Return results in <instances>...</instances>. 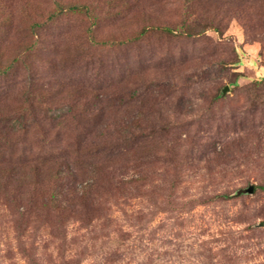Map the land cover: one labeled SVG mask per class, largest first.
Wrapping results in <instances>:
<instances>
[{
    "label": "rangeland",
    "instance_id": "1",
    "mask_svg": "<svg viewBox=\"0 0 264 264\" xmlns=\"http://www.w3.org/2000/svg\"><path fill=\"white\" fill-rule=\"evenodd\" d=\"M0 133L86 153L0 164V264H264V0H0Z\"/></svg>",
    "mask_w": 264,
    "mask_h": 264
},
{
    "label": "trees",
    "instance_id": "2",
    "mask_svg": "<svg viewBox=\"0 0 264 264\" xmlns=\"http://www.w3.org/2000/svg\"><path fill=\"white\" fill-rule=\"evenodd\" d=\"M82 6H79L77 4H69V6L65 7L62 4L57 3L56 7L54 10H52L51 14L48 16V21L42 23V24H38L35 23L34 25L31 26V28L29 29V34H30V39L31 41L34 43L37 42V40L42 36V33H44L46 31V28L48 27L49 24H51L52 22L56 21L60 16L62 15H76V14H81ZM51 22V23H49ZM163 31H170L168 28H164ZM20 131V130H19ZM21 131H24V128H22ZM1 136V133H0ZM9 137H4L2 136V138L0 137V144L2 145H8L11 146L13 149L10 150L9 161H3L1 159L0 164L2 165V163H6L8 165H10L11 167H13L14 165H17L16 163H18V166L20 167L21 173L24 172V170L28 167L29 164L34 165V167H36L39 171V173L41 174H45L48 175L49 171L53 168V166L55 165H61L63 164L62 161H69L71 159V161H73V159L75 158H81L83 160V156L84 154V150L83 148H80V140L77 138L76 139V143L74 145H71V142L73 141L71 138L66 139L65 142H61V147L59 148H51L48 150V154L43 157H38V158H34V159H30L31 154L26 155V149H22L21 152H15L14 147H16L17 145L14 143H10V140L8 139ZM71 150L73 151V153L71 152ZM30 151V149L28 150ZM31 153V152H30ZM74 154V156L72 157L71 155ZM87 154H91L88 153ZM99 153H96V155H98ZM17 155V160L18 161H12V158L15 157ZM65 166H67L68 164H64ZM85 162L82 161L80 166L83 167L85 166ZM81 169V168H80ZM33 170L32 168H29V171ZM96 172L93 171V175H91L89 178H87L86 181L81 182L80 186H79V190L82 193V195H86V192L94 187L97 186L98 181L96 179ZM254 189V188H253ZM55 194H50L48 195L45 200L47 204H54L56 202L55 199ZM51 210H54L55 212L60 211L58 210L59 206L53 205V207H48ZM62 212H67V210L62 209L60 211ZM20 214H24V213H20Z\"/></svg>",
    "mask_w": 264,
    "mask_h": 264
},
{
    "label": "water",
    "instance_id": "3",
    "mask_svg": "<svg viewBox=\"0 0 264 264\" xmlns=\"http://www.w3.org/2000/svg\"><path fill=\"white\" fill-rule=\"evenodd\" d=\"M227 89H228V88L225 87V90L223 91V93L226 92ZM252 192H253V186H249V187L244 191V193H248V194H252Z\"/></svg>",
    "mask_w": 264,
    "mask_h": 264
}]
</instances>
